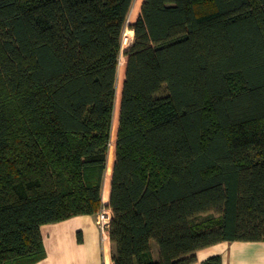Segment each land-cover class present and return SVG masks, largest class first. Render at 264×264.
I'll return each instance as SVG.
<instances>
[{"label": "trees", "instance_id": "obj_1", "mask_svg": "<svg viewBox=\"0 0 264 264\" xmlns=\"http://www.w3.org/2000/svg\"><path fill=\"white\" fill-rule=\"evenodd\" d=\"M134 2L0 0V264L104 179L113 264L264 242V0H145L123 43Z\"/></svg>", "mask_w": 264, "mask_h": 264}, {"label": "crops", "instance_id": "obj_2", "mask_svg": "<svg viewBox=\"0 0 264 264\" xmlns=\"http://www.w3.org/2000/svg\"><path fill=\"white\" fill-rule=\"evenodd\" d=\"M104 184L105 179L103 187ZM97 216H78L43 225L41 235L46 257L37 264H113V246L109 234L107 239L103 238ZM217 255L222 257L223 264H264V242H223L198 251L195 264Z\"/></svg>", "mask_w": 264, "mask_h": 264}, {"label": "rangeland", "instance_id": "obj_3", "mask_svg": "<svg viewBox=\"0 0 264 264\" xmlns=\"http://www.w3.org/2000/svg\"><path fill=\"white\" fill-rule=\"evenodd\" d=\"M144 1H143V3H144ZM139 3H140L139 0H135V2L133 4V7H132L131 12H130L129 17H128V26H127V28L125 30V33H124V36H123V43H124V38H125L126 33L131 30L130 26L136 22V20L138 19V17L141 14V9H142L143 3L141 4V7H140ZM130 48L125 50V51H123V44H122V54H121V57H120V64H121L122 60H126V62H127V58H126L125 54H126L127 51L130 50ZM119 67H120V65H119ZM117 101H118V91H117V97H116V103H115V110L117 109ZM120 106H121V103H120ZM115 110H114V115H115ZM113 122H114V118H113ZM119 125H120V122H119ZM117 131L119 132V129ZM118 132H117V135H118ZM113 142H115V144H116L117 143V139H115L114 136H113V128H112V138H111V142H110V148H111V143L113 144ZM109 154H110V150H109ZM108 158H109V156H108ZM115 160H116V153H115ZM110 162H111V160H110ZM108 167H109V163H108ZM108 167H107V171H108ZM107 171H106V174H107ZM104 188H105V184H104V187H103V209H102V211L99 214H97L98 215L97 216V223H98L99 217L102 216L103 214H105V216L107 214H110V216H112V212L110 211V209H107L108 208L107 207V203L108 202H106L105 199H104ZM156 255H158V250L156 252Z\"/></svg>", "mask_w": 264, "mask_h": 264}, {"label": "built area", "instance_id": "obj_4", "mask_svg": "<svg viewBox=\"0 0 264 264\" xmlns=\"http://www.w3.org/2000/svg\"><path fill=\"white\" fill-rule=\"evenodd\" d=\"M111 219H112V216H110V214H107L106 216H105V214H103L98 219V225H99V227H101L100 229L102 231V235H103L104 239L108 238V228L110 226Z\"/></svg>", "mask_w": 264, "mask_h": 264}]
</instances>
